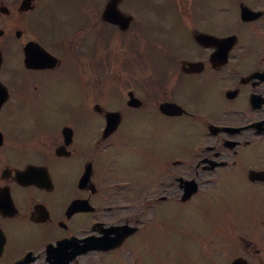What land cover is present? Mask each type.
<instances>
[{
  "label": "flooded vegetation",
  "instance_id": "obj_1",
  "mask_svg": "<svg viewBox=\"0 0 264 264\" xmlns=\"http://www.w3.org/2000/svg\"><path fill=\"white\" fill-rule=\"evenodd\" d=\"M0 49V264H174L167 218L204 199L264 230V0H0Z\"/></svg>",
  "mask_w": 264,
  "mask_h": 264
},
{
  "label": "rangeland",
  "instance_id": "obj_2",
  "mask_svg": "<svg viewBox=\"0 0 264 264\" xmlns=\"http://www.w3.org/2000/svg\"><path fill=\"white\" fill-rule=\"evenodd\" d=\"M95 44L97 48L100 46L105 48L110 45L111 42L108 39L101 38L89 42V47L94 46ZM111 71L113 75H116V73L119 72L117 68L110 69L108 73L110 74ZM86 91H89V89ZM197 205L198 207H190L187 205L176 206V212L171 217L167 218L171 225L168 236L171 245L169 248L171 249V252L174 253L173 256L176 257L177 262H181L182 264H211V260L206 254L204 247L201 245L197 246L192 239L195 236H203L210 233L211 235L219 234V239L217 236L209 240L212 242V246L210 245L209 247V244H206L208 245V253L212 254L218 249L220 253L216 256L219 258L214 259V264H230L234 258L243 254V251L241 245L237 244L240 243L238 236H234L227 226L229 224H235L240 227H248L255 221H258V217H256V215H251V212L245 209L244 203L238 198H232L227 204L226 202L221 203L219 199L209 201H205L204 199L197 203ZM223 229V233L227 235L225 238L220 235V232H222ZM263 233L264 231L260 234L257 233L252 239L253 242L257 244V249L261 250L260 254H255L252 257L250 256L253 264L264 263ZM159 235V232L154 231L152 235L147 238L148 243H151L155 248L153 253L160 251L159 245L161 244V239ZM165 238L167 245L168 239L166 236ZM224 239H226V241ZM145 242L146 238H143L140 245H144ZM205 243L203 244L205 245ZM217 246H219V248H217ZM160 247H162V245Z\"/></svg>",
  "mask_w": 264,
  "mask_h": 264
},
{
  "label": "water",
  "instance_id": "obj_3",
  "mask_svg": "<svg viewBox=\"0 0 264 264\" xmlns=\"http://www.w3.org/2000/svg\"><path fill=\"white\" fill-rule=\"evenodd\" d=\"M233 264H242V262L239 261V260H237V261H235Z\"/></svg>",
  "mask_w": 264,
  "mask_h": 264
}]
</instances>
